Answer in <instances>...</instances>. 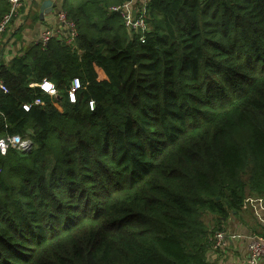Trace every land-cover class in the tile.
<instances>
[{"label":"trees","instance_id":"16d2710c","mask_svg":"<svg viewBox=\"0 0 264 264\" xmlns=\"http://www.w3.org/2000/svg\"><path fill=\"white\" fill-rule=\"evenodd\" d=\"M125 1L62 0L75 45L0 63V138L33 142L0 150V264H211L264 197V0H149L143 38Z\"/></svg>","mask_w":264,"mask_h":264},{"label":"crops","instance_id":"0c3cea01","mask_svg":"<svg viewBox=\"0 0 264 264\" xmlns=\"http://www.w3.org/2000/svg\"><path fill=\"white\" fill-rule=\"evenodd\" d=\"M43 1L21 0L20 7L0 33V63H9L24 54L26 48L33 44L40 43L45 48L51 39H59L53 37L46 45L40 41L44 28L56 23V14L62 0H52L53 9L41 19L40 7ZM35 13L40 18L36 21L33 19ZM223 226L227 234L226 244L222 248L211 246L207 252V260L211 264H249L247 256L251 237H264V197L246 199L243 207L231 213ZM259 264H264V259Z\"/></svg>","mask_w":264,"mask_h":264},{"label":"built area","instance_id":"2783aa9c","mask_svg":"<svg viewBox=\"0 0 264 264\" xmlns=\"http://www.w3.org/2000/svg\"><path fill=\"white\" fill-rule=\"evenodd\" d=\"M10 11L7 12L0 22V33L12 19L13 14L21 5V0H9ZM149 0H127L122 4L111 6V10L119 11L124 19L126 26L135 31L136 33L141 32V38H143L145 31L149 29V24L147 21V4ZM78 36V26L75 20L67 15V12L59 9L56 14V23L51 24L44 28L41 33L40 41L43 45H46L51 38L57 37L63 39L68 44L75 45L76 38ZM37 85L40 89L51 95L57 94V88L53 81L44 78ZM81 86L80 78L74 77L70 89L68 91L69 98L71 101L76 100V91ZM9 88L5 81L0 78V92H8ZM42 104L43 100L40 97L35 98L33 102L23 103V107L26 110L32 106V104ZM90 106H93V101H90ZM16 147L19 150H29L33 146L32 139L23 138L20 135H10L0 138V150L5 153L10 147ZM226 232L222 230H217L212 237V247L222 248L226 244ZM264 259V237L253 235L250 239L248 246V256L247 262L249 264H259L260 261Z\"/></svg>","mask_w":264,"mask_h":264},{"label":"water","instance_id":"95a60500","mask_svg":"<svg viewBox=\"0 0 264 264\" xmlns=\"http://www.w3.org/2000/svg\"><path fill=\"white\" fill-rule=\"evenodd\" d=\"M53 9L52 0H44L40 7V18L43 19L45 13L50 12Z\"/></svg>","mask_w":264,"mask_h":264}]
</instances>
